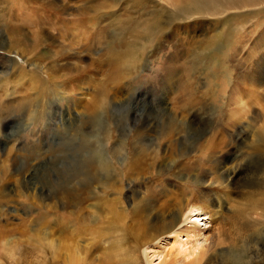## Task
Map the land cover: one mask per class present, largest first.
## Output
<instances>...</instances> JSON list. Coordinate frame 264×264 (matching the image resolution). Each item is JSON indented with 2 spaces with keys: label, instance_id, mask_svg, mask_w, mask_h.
I'll return each mask as SVG.
<instances>
[{
  "label": "rangeland",
  "instance_id": "obj_1",
  "mask_svg": "<svg viewBox=\"0 0 264 264\" xmlns=\"http://www.w3.org/2000/svg\"><path fill=\"white\" fill-rule=\"evenodd\" d=\"M38 1L46 46L0 0V264H173L147 223L201 188L199 264H264V0Z\"/></svg>",
  "mask_w": 264,
  "mask_h": 264
},
{
  "label": "bare ground",
  "instance_id": "obj_2",
  "mask_svg": "<svg viewBox=\"0 0 264 264\" xmlns=\"http://www.w3.org/2000/svg\"><path fill=\"white\" fill-rule=\"evenodd\" d=\"M21 2L22 3L19 6L20 7L19 12L17 13L18 17L16 18V23L19 22L20 20L21 21L23 20L26 24L29 25V28H27V31H26L29 33L27 35L36 37L38 44L44 43L46 46V42L48 39L47 33L43 32V30L40 28L39 20L42 17H47V15L45 14L51 11H56L57 9H55L53 5L49 4V2H45V1H43L42 3V6H43L42 9H38L36 7L37 2H39L38 0H24V2L23 0H21ZM235 2L238 3L237 0H235ZM90 11L92 12L93 8H90ZM52 15L57 17L58 13L57 14L54 13ZM18 18L20 20H18ZM28 18L34 19L36 22L32 20H28ZM61 24L64 26V22H61ZM11 38L12 37L8 38L7 36V41L9 44H11V41H12ZM18 53L19 51L17 50L14 52V54H18ZM30 67L32 68L31 70L37 68L36 64H30L29 68ZM42 70L43 69H40V71ZM196 196H197L196 198L193 197L195 198L194 200H191V197H190V198L180 199L179 201L176 200V202L171 206L170 205L165 206V207L163 205L160 206V211L154 213V215L151 216L150 221L147 223L148 224L147 229L149 230V232H152L153 235H155L156 232L159 234L165 232L166 234H168L169 237L172 238L174 246L173 248L172 247L170 248L171 249L170 251L172 253L175 252L178 256V260L175 262L173 261L174 262L173 264H199L202 254L205 253L204 251L202 253V250H204L203 248L207 244V240L204 237V232L206 231L207 227L201 229L200 227L201 225H199L198 223L200 219H196L197 224H194L192 226L188 225L191 227H187V225L185 226L184 223L187 224L189 222L190 224L191 219L201 218V217H203V219L200 220V222L203 220L210 221L215 216L214 214H217L218 211H216L215 213L213 212L214 214H210L212 210H210L209 207L216 205V207L219 209L222 206V199L218 198L216 199V201L211 199L210 194L207 192H204L202 188H201V191H198L196 193ZM192 222H195V221H192ZM157 225L160 227L156 228ZM156 238L158 237H155V236L151 237V240L144 243L145 244L144 246H146L148 242H152ZM146 249L147 248L145 247L143 250V256L147 260L148 264H152V261H148ZM171 252L169 255H171ZM163 255H164V251L162 250L159 254L155 255V257H158L161 261L164 259Z\"/></svg>",
  "mask_w": 264,
  "mask_h": 264
}]
</instances>
